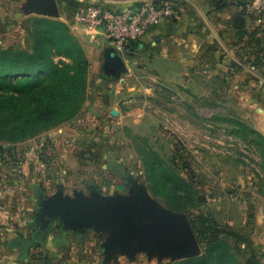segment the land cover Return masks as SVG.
<instances>
[{
    "label": "rangeland",
    "instance_id": "obj_1",
    "mask_svg": "<svg viewBox=\"0 0 264 264\" xmlns=\"http://www.w3.org/2000/svg\"><path fill=\"white\" fill-rule=\"evenodd\" d=\"M29 1L0 17V46L32 52L36 39L48 30L47 23H52L55 27L50 32L66 36L76 47L55 40L60 50L54 59L58 63L72 61L73 56L82 63L85 60L82 75L86 82L71 98L67 114L32 127L6 126L0 120V237L18 242L22 251L29 244L43 243L56 225L61 227L59 235L67 230L61 219L47 220L44 215L47 208L43 204L53 201L57 191L71 198L83 194L90 201L91 192L97 191L103 199L122 195L133 202L131 181L160 208L187 215L195 229L213 224L227 228L226 220L238 216L244 198L255 207L263 206L264 142L249 131L253 128L245 120L232 110L228 116L212 118L216 112L207 107L204 98L147 79L136 49L130 52L138 57L134 58L137 71L125 78L103 77L101 53L89 47L86 33L76 34L71 29L72 1L113 7L128 0H58V16L39 13ZM214 1L212 7L217 10V3L224 8L237 0ZM178 16L177 9L173 17ZM123 79L128 84L149 86L151 92L137 91L129 96L121 92L127 88ZM239 120L249 129L240 126ZM39 218L44 219L45 228L38 226ZM228 228L240 235L236 228ZM78 233L88 238L78 264H173L206 254H210L206 264H214L217 257L224 264H259L258 256L251 252L249 236L237 239L228 235L208 246L198 235V255L173 259L158 253L148 256L145 251L129 253L120 245L107 257L104 242L108 231L90 225ZM96 233H101L100 242ZM238 248L246 255H239Z\"/></svg>",
    "mask_w": 264,
    "mask_h": 264
},
{
    "label": "crops",
    "instance_id": "obj_2",
    "mask_svg": "<svg viewBox=\"0 0 264 264\" xmlns=\"http://www.w3.org/2000/svg\"><path fill=\"white\" fill-rule=\"evenodd\" d=\"M6 1L11 7L6 6ZM143 1L146 0H128L113 7ZM175 2L179 16L162 19L136 41L135 49L140 51L137 56L144 65L142 72L145 70L147 79L167 88L181 87L191 96L204 98L207 107L216 113L228 116L229 110L234 111L264 136V0H237L220 10H213V0ZM26 4L27 0H0V17L7 15L10 8L20 9ZM69 21L74 33L89 36V47L101 53L104 62L105 49L113 48L111 41L99 29L80 28L70 15ZM135 57L131 52L124 56L126 70L122 78L137 71ZM121 83L127 87L121 92L129 96L137 91L151 92L149 86L128 84L127 79ZM239 204L240 213L234 219L228 218L226 225L236 228L241 237L249 236L251 252L258 256L259 264H264V203L255 207L244 198ZM60 228L56 225L43 243L29 244L24 251L18 242L1 236L0 264H78L88 238L80 237L76 228L59 235ZM98 238L100 242L101 233Z\"/></svg>",
    "mask_w": 264,
    "mask_h": 264
},
{
    "label": "water",
    "instance_id": "obj_3",
    "mask_svg": "<svg viewBox=\"0 0 264 264\" xmlns=\"http://www.w3.org/2000/svg\"><path fill=\"white\" fill-rule=\"evenodd\" d=\"M29 4L41 14L59 15L58 0H30ZM125 70L124 57L114 48L105 49L102 76L118 77ZM130 191L134 195L133 202L122 195L103 199L97 191L91 192V201L83 194L71 198L57 191L53 201L43 204V208H47L44 215L47 220L61 219L67 229L80 230L94 225L98 231H108L104 242L107 257L115 254L118 245L129 253L145 251L148 256L158 253L173 259L200 253L199 240L187 215L160 208L134 181L130 182Z\"/></svg>",
    "mask_w": 264,
    "mask_h": 264
},
{
    "label": "trees",
    "instance_id": "obj_4",
    "mask_svg": "<svg viewBox=\"0 0 264 264\" xmlns=\"http://www.w3.org/2000/svg\"><path fill=\"white\" fill-rule=\"evenodd\" d=\"M64 1L60 2L65 3ZM71 4L75 8L81 6L80 2L76 1H72ZM96 5L102 4L98 2ZM223 6L225 5L216 4L217 8ZM47 26L48 30L43 33V36L36 39V45L32 52L0 46V79L10 77L9 81L1 82L0 80V120L6 126L21 124L32 127L48 118L69 113L71 98L79 89L81 90V85L86 82V75H82L86 64L85 60L82 63L73 56L72 61L62 60L58 63L54 59L57 51L60 50L55 40L63 41L69 48L76 47L68 42L69 38L66 36L61 37L50 32V28L55 27L52 23L48 22ZM136 47L137 43L134 42L131 50ZM58 101L61 102V105H56ZM217 114L221 113H216L212 118ZM239 125L249 129L241 120H239ZM249 131L264 142V136L261 133L251 128ZM193 230L197 239L202 235V241L208 246L217 244L228 235L240 239L237 232L218 224L202 226L197 229L193 227ZM236 250L239 255H246V251L243 249ZM209 257L210 254H206L173 264H206ZM251 258L256 261V257ZM215 261L214 264H224L221 263V259L219 261L218 257Z\"/></svg>",
    "mask_w": 264,
    "mask_h": 264
},
{
    "label": "built area",
    "instance_id": "obj_5",
    "mask_svg": "<svg viewBox=\"0 0 264 264\" xmlns=\"http://www.w3.org/2000/svg\"><path fill=\"white\" fill-rule=\"evenodd\" d=\"M177 6L172 0H146L127 7L81 5L73 10V22L86 31L101 30L123 57L148 29L162 19L173 17Z\"/></svg>",
    "mask_w": 264,
    "mask_h": 264
},
{
    "label": "flooded vegetation",
    "instance_id": "obj_6",
    "mask_svg": "<svg viewBox=\"0 0 264 264\" xmlns=\"http://www.w3.org/2000/svg\"><path fill=\"white\" fill-rule=\"evenodd\" d=\"M36 222L38 223L39 227H41V228H45L46 227L44 219L39 218Z\"/></svg>",
    "mask_w": 264,
    "mask_h": 264
}]
</instances>
